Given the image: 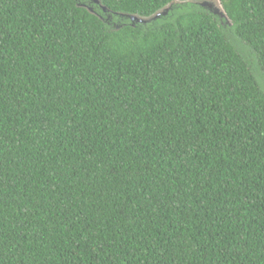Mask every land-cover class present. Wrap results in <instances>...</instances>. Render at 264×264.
Wrapping results in <instances>:
<instances>
[{
	"label": "trees",
	"instance_id": "16d2710c",
	"mask_svg": "<svg viewBox=\"0 0 264 264\" xmlns=\"http://www.w3.org/2000/svg\"><path fill=\"white\" fill-rule=\"evenodd\" d=\"M175 1L0 0V264H264V0Z\"/></svg>",
	"mask_w": 264,
	"mask_h": 264
},
{
	"label": "water",
	"instance_id": "95a60500",
	"mask_svg": "<svg viewBox=\"0 0 264 264\" xmlns=\"http://www.w3.org/2000/svg\"><path fill=\"white\" fill-rule=\"evenodd\" d=\"M96 4H101L100 0H93ZM180 3L183 4V2H180L179 0L175 1L174 3L170 4L169 6H167L165 9L161 10L160 12H158L157 14H155L152 17L149 18H141V17H137V16H127L133 23H141V24H147L150 22L155 21L156 19L160 18L161 16H166L168 14V12L171 10V8L173 7V5ZM190 3L195 4V5H200L204 8L210 9L214 12L215 15H218L219 17H221V19H225L227 21L228 24L232 25L231 20L229 19L221 0H197V1H191ZM103 10L105 12L108 11V9L101 5ZM82 7H86L90 13L97 15L96 12L93 11L92 8L87 7L86 5H83ZM214 8V9H213ZM98 16V15H97ZM121 16H124V14H122Z\"/></svg>",
	"mask_w": 264,
	"mask_h": 264
},
{
	"label": "rangeland",
	"instance_id": "374dc122",
	"mask_svg": "<svg viewBox=\"0 0 264 264\" xmlns=\"http://www.w3.org/2000/svg\"><path fill=\"white\" fill-rule=\"evenodd\" d=\"M177 5H182V4H180V3H177ZM197 6H199V7H201V8H203V9H205V10H208V11H210L211 13H213L214 14V12L212 11V10H210V9H207V8H204V7H202V6H200V5H197ZM214 9V8H213ZM215 15V14H214ZM216 16H218V15H216ZM219 17V16H218ZM220 19H221V17H219ZM222 20H225V19H222Z\"/></svg>",
	"mask_w": 264,
	"mask_h": 264
}]
</instances>
